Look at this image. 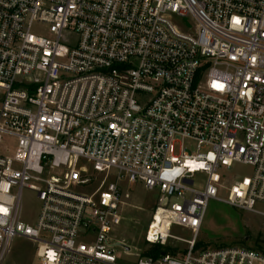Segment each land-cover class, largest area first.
Returning <instances> with one entry per match:
<instances>
[{
    "label": "built area",
    "instance_id": "1",
    "mask_svg": "<svg viewBox=\"0 0 264 264\" xmlns=\"http://www.w3.org/2000/svg\"><path fill=\"white\" fill-rule=\"evenodd\" d=\"M235 164L252 171L228 184ZM132 184L162 246L135 264H264L196 248L211 199L264 217V0H0V264L17 237L40 264H124Z\"/></svg>",
    "mask_w": 264,
    "mask_h": 264
},
{
    "label": "rangeland",
    "instance_id": "2",
    "mask_svg": "<svg viewBox=\"0 0 264 264\" xmlns=\"http://www.w3.org/2000/svg\"><path fill=\"white\" fill-rule=\"evenodd\" d=\"M189 22L188 19L185 20ZM12 144V140H8ZM191 147L192 143H188ZM227 183L248 176L252 169L249 166L235 164L226 169ZM205 185L204 174H196L194 186L202 189ZM125 192L130 194L123 207L124 219L111 234L115 244L124 241L130 246V252L125 253V248L116 245V255L124 264H135L143 257L145 250L150 248L144 240L145 230L150 220L151 213L156 205L157 194L146 190L141 184H132ZM223 193L222 195H224ZM23 219L33 225L39 211V202L32 191L24 190ZM175 234L185 238H191V232L186 229L176 228ZM246 241L244 244L243 241ZM171 244L177 250L185 251L187 244L172 241ZM258 244V247H254ZM224 245V246H222ZM231 246H247L255 250L264 249V217L250 211L234 208L220 200L211 199L203 226L201 227L196 242L197 249H217ZM4 264H40L36 257V244L25 238L17 237L13 241L11 252Z\"/></svg>",
    "mask_w": 264,
    "mask_h": 264
},
{
    "label": "trees",
    "instance_id": "3",
    "mask_svg": "<svg viewBox=\"0 0 264 264\" xmlns=\"http://www.w3.org/2000/svg\"><path fill=\"white\" fill-rule=\"evenodd\" d=\"M243 242H244V244H246L245 240ZM222 246H224V245H222ZM244 247H247V246H244ZM254 247H258L259 248L260 246H258V244H254ZM247 248H250V247H247ZM161 249H162V246L154 245V246L148 248L147 250H145L144 253H143V256H152V257L156 258V257L159 256V254L161 252ZM163 249L166 250V251H170V249L167 248V247H163ZM250 249H253V248H250ZM260 250H262V252H264V249H260ZM172 253H173V251H172Z\"/></svg>",
    "mask_w": 264,
    "mask_h": 264
},
{
    "label": "water",
    "instance_id": "4",
    "mask_svg": "<svg viewBox=\"0 0 264 264\" xmlns=\"http://www.w3.org/2000/svg\"><path fill=\"white\" fill-rule=\"evenodd\" d=\"M118 245L124 247L126 250H130V246H128V245H125L123 243H119ZM162 254L164 255L165 252H162Z\"/></svg>",
    "mask_w": 264,
    "mask_h": 264
},
{
    "label": "snow or ice",
    "instance_id": "5",
    "mask_svg": "<svg viewBox=\"0 0 264 264\" xmlns=\"http://www.w3.org/2000/svg\"><path fill=\"white\" fill-rule=\"evenodd\" d=\"M202 166V165H201Z\"/></svg>",
    "mask_w": 264,
    "mask_h": 264
}]
</instances>
